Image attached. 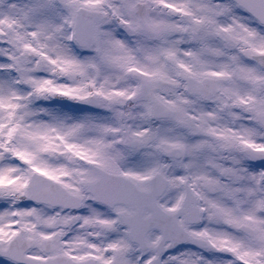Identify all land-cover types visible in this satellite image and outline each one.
<instances>
[{
  "label": "snow or ice",
  "instance_id": "6c2138e0",
  "mask_svg": "<svg viewBox=\"0 0 264 264\" xmlns=\"http://www.w3.org/2000/svg\"><path fill=\"white\" fill-rule=\"evenodd\" d=\"M0 264H264V0H0Z\"/></svg>",
  "mask_w": 264,
  "mask_h": 264
}]
</instances>
